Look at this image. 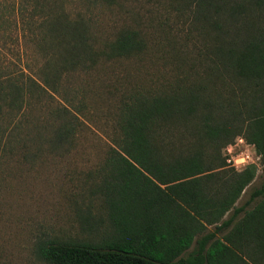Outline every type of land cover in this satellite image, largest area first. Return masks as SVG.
I'll use <instances>...</instances> for the list:
<instances>
[{
	"label": "trees",
	"instance_id": "16d2710c",
	"mask_svg": "<svg viewBox=\"0 0 264 264\" xmlns=\"http://www.w3.org/2000/svg\"><path fill=\"white\" fill-rule=\"evenodd\" d=\"M113 1L0 0L1 162L68 152L88 108L72 78L147 49L138 29L103 33L98 8ZM197 5L196 20L203 15L208 25L174 48L180 77L127 88L117 99L92 188L103 197L105 218L85 219L98 239L39 238L40 260L264 264V179L236 205L257 166L236 170L220 151L241 136L264 169V31L219 20L220 12H243L242 3Z\"/></svg>",
	"mask_w": 264,
	"mask_h": 264
},
{
	"label": "rangeland",
	"instance_id": "374dc122",
	"mask_svg": "<svg viewBox=\"0 0 264 264\" xmlns=\"http://www.w3.org/2000/svg\"><path fill=\"white\" fill-rule=\"evenodd\" d=\"M198 1L114 0L108 6H99L96 18L103 33L112 37L126 26L138 29L146 37L147 49L137 56L104 62L90 74L72 78L73 85L82 88L88 108L80 116L82 125L68 152L25 160L15 155L0 161V264H47L35 254L39 238L98 239L86 226L106 214L103 197L94 194L92 188L101 180L100 168L109 146L117 99L127 88L159 86L168 78L180 77L184 69L173 57L174 48L184 42L191 29L208 25L203 15L195 18ZM255 1L263 3L250 9ZM225 3H242L245 9L231 17L220 12V21L231 22L233 28L264 31V0ZM188 48L191 51L193 46ZM225 146L220 150L224 157ZM245 151L257 166L256 175L236 205L242 204L264 179L254 150ZM207 230L212 232L214 227Z\"/></svg>",
	"mask_w": 264,
	"mask_h": 264
},
{
	"label": "built area",
	"instance_id": "2783aa9c",
	"mask_svg": "<svg viewBox=\"0 0 264 264\" xmlns=\"http://www.w3.org/2000/svg\"><path fill=\"white\" fill-rule=\"evenodd\" d=\"M245 149H253L251 144H248L243 137L238 136L235 138L234 142L227 144L224 148V155L226 161L233 166L236 170H241L245 166L255 163ZM255 153V150H254ZM258 158V156H256Z\"/></svg>",
	"mask_w": 264,
	"mask_h": 264
}]
</instances>
